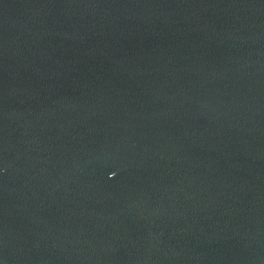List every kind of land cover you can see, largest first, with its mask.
Instances as JSON below:
<instances>
[{
  "label": "water",
  "instance_id": "obj_1",
  "mask_svg": "<svg viewBox=\"0 0 264 264\" xmlns=\"http://www.w3.org/2000/svg\"><path fill=\"white\" fill-rule=\"evenodd\" d=\"M0 264H264V0H0Z\"/></svg>",
  "mask_w": 264,
  "mask_h": 264
}]
</instances>
